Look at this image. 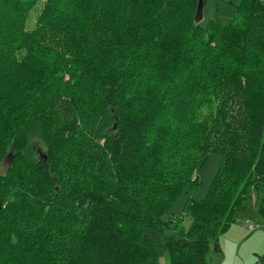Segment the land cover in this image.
<instances>
[{"label": "trees", "instance_id": "1", "mask_svg": "<svg viewBox=\"0 0 264 264\" xmlns=\"http://www.w3.org/2000/svg\"><path fill=\"white\" fill-rule=\"evenodd\" d=\"M199 3L0 0V264H160L150 231L211 264L250 203L264 218V0L206 28Z\"/></svg>", "mask_w": 264, "mask_h": 264}, {"label": "rangeland", "instance_id": "2", "mask_svg": "<svg viewBox=\"0 0 264 264\" xmlns=\"http://www.w3.org/2000/svg\"><path fill=\"white\" fill-rule=\"evenodd\" d=\"M243 0H206L202 13L197 17V23L206 28L211 21L230 23L239 11ZM39 11V7L37 6ZM34 11L27 21L26 31L35 29L38 11ZM41 154L45 150L39 143ZM40 154V155H41ZM36 157V159H39ZM221 158L212 154L206 164L198 171L200 187L196 192H188L176 203L170 215L165 220H172V233L175 236L185 234L192 225V219L183 213V208L188 199L197 201L205 200L211 186L218 174ZM10 166V160L4 159L0 163V176H5ZM260 205L250 203L246 211L237 219L229 231L220 236L219 244L222 253L211 256V264H258L264 257V218L260 214ZM184 214V215H183ZM181 218V219H180ZM180 219V221H178ZM251 227L255 228L251 231ZM150 236L161 253L160 264H170L167 251L164 249V239L154 231Z\"/></svg>", "mask_w": 264, "mask_h": 264}, {"label": "water", "instance_id": "3", "mask_svg": "<svg viewBox=\"0 0 264 264\" xmlns=\"http://www.w3.org/2000/svg\"><path fill=\"white\" fill-rule=\"evenodd\" d=\"M202 10H203V0H200L199 6H198V16L202 13ZM2 208H3V206H2L1 199H0V212H1ZM260 263H261V261H260Z\"/></svg>", "mask_w": 264, "mask_h": 264}, {"label": "built area", "instance_id": "4", "mask_svg": "<svg viewBox=\"0 0 264 264\" xmlns=\"http://www.w3.org/2000/svg\"><path fill=\"white\" fill-rule=\"evenodd\" d=\"M255 228L251 227V231H253Z\"/></svg>", "mask_w": 264, "mask_h": 264}]
</instances>
